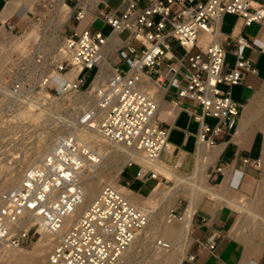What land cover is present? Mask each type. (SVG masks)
<instances>
[{
  "label": "built area",
  "instance_id": "2783aa9c",
  "mask_svg": "<svg viewBox=\"0 0 264 264\" xmlns=\"http://www.w3.org/2000/svg\"><path fill=\"white\" fill-rule=\"evenodd\" d=\"M53 1H43L42 6H52ZM79 1L65 0L73 3L70 16L76 21L95 3ZM122 1L125 6L120 13L99 1L97 14L102 24L110 26L109 33L91 22L82 27L71 25L63 29L54 58L46 60L42 51L33 64L18 50L0 84V146L18 144L21 121L34 115L39 121L52 118L65 126L47 152L23 170L20 181L0 194V242L8 248H24L37 238L41 225L53 236L47 253L51 264H114L148 220L147 212L113 182H103L76 214L85 196L82 171L100 158L76 126L86 124L101 138L134 146L153 164L165 150L169 131L158 118L160 98L169 99L176 108L179 98L198 104L199 110L184 108L197 122L196 138L212 146L220 132H234L239 119L242 104L232 96L231 86L240 83L246 72L257 73L251 58L238 50L239 45L251 46L248 38L230 32L235 59L229 65L226 47L218 36L227 12L237 14L245 25L253 21L264 25V0ZM5 27L12 31L14 24L6 22ZM126 29L129 33L116 49L118 59L111 64L106 82L90 86L108 35ZM28 47L32 50L33 44ZM56 75L63 76L59 91L51 84ZM152 82L164 89L161 96L151 87ZM83 90H91L96 103L84 101V108L69 121L66 114L75 111L70 98ZM62 96H66L64 103H60ZM7 129L12 133L3 136ZM241 160L259 168L264 149L255 158ZM181 164L171 162L174 167ZM132 165H136L133 175L140 181L168 179L152 166L140 168L135 160L124 164ZM216 169L223 170L222 166ZM130 183L127 178L121 184L129 188ZM171 216L176 217L173 210ZM215 236L213 232L200 244L213 249ZM188 258L193 259L194 254Z\"/></svg>",
  "mask_w": 264,
  "mask_h": 264
},
{
  "label": "crops",
  "instance_id": "0c3cea01",
  "mask_svg": "<svg viewBox=\"0 0 264 264\" xmlns=\"http://www.w3.org/2000/svg\"><path fill=\"white\" fill-rule=\"evenodd\" d=\"M41 1L0 0V33L6 30L5 24L8 19L22 17L29 10L33 13L38 10ZM96 1H92L95 3L87 6L84 17L80 21L72 20V23H69L67 27L74 24L82 27L90 22L93 25L95 20H100L97 9L101 3L100 0ZM104 1L115 13H120L125 6L122 0ZM71 12V7L69 8L67 5L63 7L60 15V21L63 24L68 20ZM227 13H224L221 18L218 36L220 42L226 47V56L229 52L235 59V55L231 51L233 42L228 37L230 32L240 33L251 42V46H238L240 55L249 56L257 68V73L246 72L240 83L231 86L232 96L242 104L235 131L220 132L216 135V143L212 146H206L201 142L205 147H210L206 150L196 138L197 122L184 108L188 106L189 109L199 110V105L193 100L179 98L180 105L176 108L169 99H161L157 112L161 123L169 128L167 144L161 157L166 162L180 159L184 169L189 171L193 169V174L187 175V179L197 181L202 185L200 189H194L191 185H189L190 187L185 186L188 189L186 191L188 194L186 197L187 206L181 212H184V217H189L191 240L188 242L187 252L180 264H264V236L245 239L234 231L236 221L240 216L239 211L241 213L251 211L250 207L246 206V203L240 202L237 197H248L250 201L254 199L252 203L258 210L255 216L264 222V161L262 166L256 168L241 160L244 156L255 158L264 149V107H260L264 91V25L255 21L245 25L241 18L234 13H232L235 15L234 22L225 24L223 17ZM85 17H88V20L82 25V20ZM114 41L115 37H112L110 39L111 46L108 48L110 51L108 59L111 64L118 59L112 48L117 44ZM233 63L234 60L232 63L228 62L229 65ZM197 148L198 155L195 157ZM199 156L200 158L207 156L208 159L206 162H202ZM161 157L159 159L164 162ZM210 162L213 163L210 164ZM217 166H222L223 170H217ZM200 173L202 174L200 175ZM123 174H125L124 171L121 175ZM127 178H130L131 182L139 180L133 174L131 177L129 174H125L122 180ZM207 182H214L212 184L216 185L208 186ZM120 185L136 192L130 186L128 188L121 183ZM248 221L252 223L246 218V220L240 221V225L242 227L252 226V224L248 226ZM213 232L216 233L215 247L209 249L201 245L200 242H204ZM189 254H194V258H188Z\"/></svg>",
  "mask_w": 264,
  "mask_h": 264
},
{
  "label": "rangeland",
  "instance_id": "374dc122",
  "mask_svg": "<svg viewBox=\"0 0 264 264\" xmlns=\"http://www.w3.org/2000/svg\"><path fill=\"white\" fill-rule=\"evenodd\" d=\"M71 5H73L72 2ZM38 8L41 9L42 6H38ZM30 17L33 18L34 14L29 10L27 11V14L23 15L22 17H13L14 19H8L7 22L14 24V29L11 31L9 30V28L5 27L6 30L0 33V75H2V73L7 70L9 65L15 60V53L18 50L23 52L22 46L17 47L16 44L18 41V36L23 34L21 30L25 27V25L28 24ZM234 17V14L227 13L223 17V22H225V24H232L234 22ZM42 20H45V18H43ZM72 20H74V18L70 16L67 24L63 25V29H67V26H69L68 24L72 23ZM86 20H88V17H85L84 20H82V25L86 23ZM92 26L101 28V30L105 34L109 33L110 31V26L107 24H101L100 20H95ZM38 27V25H34V29L36 28L37 31L39 30ZM128 33L129 31L127 29L123 30L118 33V37L123 40L124 38H126ZM37 35L39 36L40 32L37 33ZM32 38L34 39H30L28 45L33 44L35 45V47L39 45V41H37L36 36H33ZM38 39L40 40L39 37ZM28 50H30V48ZM226 60L229 63H232L234 60L233 55L228 52ZM85 73L88 74L89 70H86ZM61 81V76L56 75L53 77L51 84L54 85V89L56 91H59ZM262 94L261 95L263 98L261 100L260 107L263 108L264 91L262 92ZM39 120V118L32 117L26 122L21 121V124L19 126V137L22 138H20L18 144L14 146H0V194L3 193L13 177L16 178L14 181H19L22 170L31 163L28 160V158L31 156V153L35 154V151L44 149L43 144L50 132H53V129H55V131H59L58 133H60V130L62 128L64 129L65 127L55 122V119L52 118L44 121ZM207 120L210 122H214L215 118L208 117ZM3 132L4 133L1 134H3V136H6L8 134H11L12 130L7 129L3 130ZM32 150L35 151L33 152ZM38 155L40 154L37 153L36 156ZM118 158H120L121 160L119 161ZM122 158L123 155L115 154V156L112 157L109 163H105L104 166L99 168L100 171H105L106 179L111 178L117 184H120L119 182L123 183L122 178L125 174H129L131 177L136 166H123L121 171L117 174L118 169L123 162ZM32 159L34 158L32 157L30 160ZM161 159L166 162L164 158L161 157ZM166 163L168 165H171V162L167 161ZM141 167L142 166L140 165V168ZM174 170L179 172L181 174V178L183 179H187V175L193 174V169L189 171L184 169L183 166H180L178 167V169ZM123 171L125 172V174L121 175ZM156 181L157 180L155 179H147L146 181L133 180L130 184V187L138 193L137 195H139L140 197H146L149 200L147 202L140 200V202L143 201L141 202V204L144 203L143 205H147V208L149 210L148 225L143 230L140 236L141 240L136 242L134 246H132L130 250L127 251L120 264H180L181 260L185 256V253L187 252V245L189 240H191L189 236L190 234L187 237H184L182 231L184 222L179 218H171L169 215L173 210L176 213L177 217L187 206L186 197H188V194L186 191H188V189H186L185 186L189 185L183 184L184 186L182 185L180 188L181 191L183 190V195H179V197L176 198L171 197V200V198L168 199L166 197L169 190L174 184L173 180L163 179L162 181H159L157 183ZM212 183L207 182L208 186H210V184L216 185ZM237 199H239L242 203H246L245 205L250 207L249 209H251V211L249 210L250 212L248 211L244 213H241V211H239L240 216L236 221L234 231L237 232L239 236L245 239H253L256 237L264 236V222L262 219L255 216L258 210H256L255 204L252 203L254 199H252L251 201L248 197H237ZM246 218L247 220H251L252 222L250 223L248 221V226H250V224H252V226L242 227L240 225V221L242 219L246 220ZM169 226H171L173 230H166ZM41 230L42 228L39 227L38 231L40 232ZM40 235L37 236L36 239L34 238V241L31 242L28 246L24 247L22 250H6L2 249V247L0 246V264H48L46 260V254L50 248V243L48 239L44 240L42 243H37Z\"/></svg>",
  "mask_w": 264,
  "mask_h": 264
},
{
  "label": "bare ground",
  "instance_id": "6f19581e",
  "mask_svg": "<svg viewBox=\"0 0 264 264\" xmlns=\"http://www.w3.org/2000/svg\"><path fill=\"white\" fill-rule=\"evenodd\" d=\"M43 1H47V0H42L38 6H42ZM89 1H94V0H80L79 2L86 4ZM65 5L69 6V8L71 7L73 10V6L66 3L65 0H54L52 6H49L46 3L45 7L42 6L41 9L38 8V10L33 12L34 17L33 18L30 17L28 24L25 25L24 29L22 30V33L24 30H26V31L23 34L21 33L22 35L18 36V41H17L16 46L17 47L22 46L23 53L28 55V58L30 59L31 63L35 64L36 56L38 55V53H41L42 51H43L42 54L46 58V60H49L51 57L54 58L53 54L57 52V48H58V46L62 40V31H63V25L64 24L59 21V18H60L62 9ZM43 18H45V20H42ZM34 25L39 26L38 31L36 30V28L34 29ZM36 31H37V33L40 32L39 36L37 35ZM117 35L118 34L116 31H113L108 35L107 42L104 46L103 53H102V60L99 63V70H98L97 74L95 75V77L93 78V80L91 81L90 86L97 87V86H100L101 84H104L106 82V79H107V77L111 71V63L108 59V56L110 53L108 48H109V46H111L110 45V39L112 37H115V41L117 42V44L114 47H112L113 51L115 50V55H117V53H116L117 47L124 44V42H125L124 40H121ZM33 36H36L37 41H39V43H38L39 45H37V43H36L37 46L35 47V45H33V49H32V51H30V50H28L29 49L28 43L30 42V39H32V40L34 39V38H32ZM38 37L40 38V40L38 39ZM8 68H7V70H8ZM7 70H5L2 73V75H0V77H1L0 84L4 80H6L5 73ZM59 76H61V78L63 77L62 75H59ZM151 87L158 90L159 96L162 95L163 89L159 88L154 82L151 83ZM87 90H89V89H87ZM87 90H83V91L77 93L75 97L70 98V107H71V109L74 108L75 111L70 110L69 114H66V112H65V114L67 115V120L74 121L73 119H74V116H76L75 115L76 112H79L82 108H84V106H83L84 101L88 100L89 104H91V105L96 103V99L91 94H89L91 92V90L90 91H87ZM65 97L66 96H62L60 103H64ZM83 97H84V99H83ZM87 98H89V99H87ZM160 101H161V98L159 99V106H160ZM159 106L157 108V112L159 110ZM35 117L36 116L34 115L33 118H35ZM70 117H73V118L71 119ZM55 127H57V126H55ZM76 130H78L79 134L83 138H85L90 143V145L93 147V149H95L100 154L99 161L96 164L89 166V167L83 169V171H82L81 179H82V183L85 187V196L82 200V203L77 208L76 214H79L86 207V205L89 203L92 196L98 191L99 187L101 186V184L103 182L115 183L113 179H111V178L106 179L105 178V171L99 170V168L104 166L105 163H109L111 161L112 157L115 156V154L116 155L117 154L123 155V158H122L123 162H122L121 166L119 167L117 174L121 171L125 162L132 159V160H135L137 163H139L141 166H143L141 168H146L148 166H152L156 171L161 172L165 177L173 180L174 184L171 187V189L169 190L167 197H166L168 199L171 197L176 198V197H179V195H183V190L182 191L180 190V188L183 184L184 185H186V184L191 185L192 188H194V189L195 188L200 189L202 187V185L197 181H191L189 179L181 178V176H180L181 174L179 172H177L176 170H174V169H178V167H174L172 165H167L166 163L162 162L159 159V157H161V156H159L153 162V164H148V161L144 157L142 151L135 148L134 146H129V145H126L122 142H117V141L107 140V139L101 138L95 129L86 126V124L76 126ZM63 131H64V129L62 128L60 130V133H62ZM58 132L59 131H55V129H53V132H50V134L47 136L46 141L43 144V148H44L43 150H41V149H39L37 151L32 150L33 152L35 151L34 153L36 155H37V153H39L40 155L36 156L35 154L31 153V156L29 155L30 157L28 158V160L31 162V163L28 162V163H30V165L33 164L34 162H36L38 159H40L47 152V150L54 144L57 136L60 134ZM199 144L201 146H203L206 150L210 149V147H205L201 142ZM197 155H198V148H197V152H196L195 157ZM32 157L34 159L30 160ZM206 157L207 156H203L202 158H200V156H199V159L202 160V162H206V160L208 159ZM118 160L120 161L121 159L118 158ZM178 161L180 162L181 160L178 159ZM213 162H210V164H212ZM262 164H261V166H262ZM168 167H170L172 169H170ZM23 170H22V172H23ZM205 171H206L205 172L206 175H208L207 170H205ZM22 172H21L19 181L22 177ZM201 174L202 173H200V175ZM15 179L16 178L13 177L10 180L11 182L9 183V185L6 187V189L3 192H5L11 186H13L15 183H17L16 181H14ZM118 186L123 190V192L127 195V197L130 200H132L136 205H138L139 207L144 209L148 215L149 210L147 208V205H143L144 203L141 204V202H143V201H146V202L149 201V200H147V198L140 197L139 195H137L138 193L133 192L127 188H124L120 184H118ZM177 187H179V188H177ZM172 198H171V200H172ZM140 200H143V201L140 202ZM180 214L181 215L179 217H173V216H171V212H170L169 216L171 218H174V219L179 218L180 220H182L184 222V225L182 226V231H183L184 237H187L189 235V217H187V216L184 217V212H181ZM147 225H148V220H147V223L144 226L143 230L146 228ZM39 227L42 228V226L39 225L37 227V230ZM143 230H142V232H143ZM166 230L170 231L173 229L171 226H169V227H167ZM142 232L137 237H135V239L126 248L123 255L114 264H120L122 258L127 253V251L130 250V248L132 246H134V244L136 242L141 240L140 236H141ZM39 235H40V237L38 238L37 243H42L44 240L48 239L49 243H50L49 245L51 246V243H52L51 239L53 238L52 234L46 232L42 228V230L39 232ZM0 246L2 247V249H6V250H22L23 249V248H8V247H5L1 242H0ZM46 260H47L48 264H51L48 261L47 254H46Z\"/></svg>",
  "mask_w": 264,
  "mask_h": 264
}]
</instances>
